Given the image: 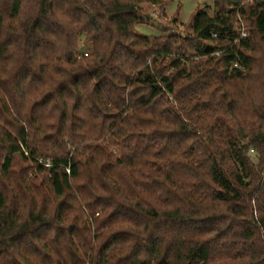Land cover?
<instances>
[{
    "label": "trees",
    "instance_id": "trees-1",
    "mask_svg": "<svg viewBox=\"0 0 264 264\" xmlns=\"http://www.w3.org/2000/svg\"><path fill=\"white\" fill-rule=\"evenodd\" d=\"M167 1L0 0V264H264V0Z\"/></svg>",
    "mask_w": 264,
    "mask_h": 264
},
{
    "label": "rangeland",
    "instance_id": "rangeland-1",
    "mask_svg": "<svg viewBox=\"0 0 264 264\" xmlns=\"http://www.w3.org/2000/svg\"><path fill=\"white\" fill-rule=\"evenodd\" d=\"M203 8H207L210 15L215 12V5L212 0H169L161 7L147 6L142 19L143 23L138 25L137 29L147 35L167 37L172 34L186 38L193 35L189 23L191 16ZM235 26L241 31L242 36H248L251 29L249 22L238 19ZM88 47L82 37L79 49L84 52L88 51ZM246 75L248 74L246 73ZM250 154L255 158V151H250Z\"/></svg>",
    "mask_w": 264,
    "mask_h": 264
},
{
    "label": "built area",
    "instance_id": "built-area-1",
    "mask_svg": "<svg viewBox=\"0 0 264 264\" xmlns=\"http://www.w3.org/2000/svg\"><path fill=\"white\" fill-rule=\"evenodd\" d=\"M85 55H87V53H85ZM234 67H235V68H242V70L245 71V68L242 67V66H240L239 63H235V64H234Z\"/></svg>",
    "mask_w": 264,
    "mask_h": 264
}]
</instances>
